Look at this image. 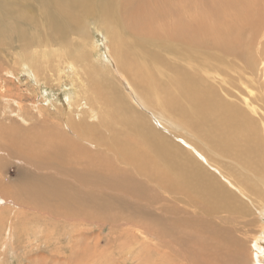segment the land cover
<instances>
[{
	"label": "bare ground",
	"instance_id": "1",
	"mask_svg": "<svg viewBox=\"0 0 264 264\" xmlns=\"http://www.w3.org/2000/svg\"><path fill=\"white\" fill-rule=\"evenodd\" d=\"M249 2L0 0V44L21 42L19 56L0 61L16 60V75L26 69L46 80L51 67L61 72L70 67L79 80L83 69L99 92L87 93L103 105L98 111L88 97L81 99L84 85L77 84L76 94L65 99V115L50 106L46 117L43 110L33 118L18 112L23 123L37 122L28 127L8 123L11 112L1 117L0 193L68 222L75 216L90 220L102 211L106 218H99L109 224L138 226L156 240L149 249L154 252L147 242L142 245L141 256L152 261L157 255L155 264H243L246 241L229 229H245V216L253 214L244 197L258 217L264 212V60L260 74L251 53L264 30V0ZM235 5L238 11L230 14ZM33 9L50 21L47 37L46 23L44 35L35 33L41 19ZM92 25L110 41V58L103 64L95 59ZM248 26L254 39L245 47L242 28ZM69 27L82 38L78 51L68 49ZM258 43L262 52L264 35ZM238 60L251 79L238 71ZM10 67L3 69L16 77ZM121 75L129 81L121 83ZM227 84L247 92L260 109L223 96L221 90L232 93ZM3 160L28 164L39 176L25 170L7 177ZM106 204L112 208L104 212ZM231 246L239 256L228 252ZM252 246L264 252L256 241ZM254 257L253 264H262Z\"/></svg>",
	"mask_w": 264,
	"mask_h": 264
},
{
	"label": "rangeland",
	"instance_id": "2",
	"mask_svg": "<svg viewBox=\"0 0 264 264\" xmlns=\"http://www.w3.org/2000/svg\"><path fill=\"white\" fill-rule=\"evenodd\" d=\"M240 1L243 2V0ZM252 1L253 0H250L249 5ZM50 9L53 10L52 8ZM238 9L239 7L235 5L229 10V12L230 14L235 13L238 11ZM33 11L34 15H37L36 17L38 19H41L39 21L41 23V30L35 31V33L40 36L44 35L43 30L45 29L44 24L46 23L47 37L50 34V21L47 17H42V14L40 13V11L38 13L37 9H33ZM22 25L26 26V24L24 23ZM34 25L36 24L34 23ZM69 28L71 45L68 47V49L72 52L73 50L78 51V49L81 47L79 41L82 40V38L74 35L72 28ZM91 28L93 30V40L95 41V45L98 46L95 59L99 63L103 64V61L110 58L109 50L107 48L110 41L99 30L98 26L92 25ZM242 31H246L245 34L241 36V40L244 42V46L246 45L245 47H247V45L254 39L253 27H244L242 28ZM18 32L19 30L16 29L13 35H17ZM263 35L264 30L258 31V40L256 42V45L253 47V50H251L252 56H256L255 58L260 63V74L263 66L262 58L264 60V50H262L263 53L260 51L258 42L262 39ZM72 40H75L74 43H72ZM69 41L70 39L68 40V42ZM26 49L27 52L31 50L30 52L33 53V49ZM0 52V57L2 58L6 57L4 55H8L10 57H13V55L19 56L21 54V42L19 40H14L10 46L0 44ZM80 52H77V57L80 56ZM77 57L76 62H74L78 63L79 66H82V63L79 61V59H77ZM29 61L30 60H28L27 62ZM13 62H16V60L12 59L11 61H9L8 65H5L0 61V94L2 93L0 95V118L2 117V120H4L7 114L11 112L9 113V116L12 119H6L8 123H14L17 126L22 125L23 127H28L29 125L37 124V122L33 121L28 124L23 123L21 121V117L18 116L17 113L19 112L22 117L27 115V117L33 118V114L35 116L39 115L40 111L43 110V112H45L41 113L44 117H46V107L49 106L51 111H60L61 114L65 115V111H68L65 99L67 98V96L69 97L73 94H76L75 92L79 90L78 85H84V87L80 88V91L82 94L87 95L83 96L82 94H80L81 99L84 100V98L86 97L90 98L91 100L86 98V101L91 102L98 111H100L103 107L101 101L99 103L100 99L97 98L95 94H92V97L89 94L91 92V89H93L94 92L99 93L98 91H96V80H93V78H90L86 76V74L82 73L83 69H81L80 72L82 78L79 80L77 79L80 75L79 72L75 71L74 74L73 70H71L70 67L64 68L63 72L56 70L54 67H51L49 69L51 75H49L48 80H46L45 74L41 73V78H37L32 71L26 69H23V71L21 72L18 71L16 75L15 72L17 71L12 68L15 65V63ZM237 63L239 64L237 65L238 71H240L244 77H248L249 79H251L253 74L250 73V70L248 68H245L244 62L238 60ZM39 65L43 66L45 64L39 63ZM83 66H87V64L84 63ZM4 67H10L9 69H11L16 77L6 73L7 71L4 70ZM11 77L14 78L11 80ZM123 78L129 81L127 76H123ZM123 78L121 75V83H123ZM76 79L77 81L74 82ZM125 83L126 81L124 80L123 84ZM227 88L231 90L232 93L224 92L221 90L223 96H225L226 98L234 101L237 100L236 102L241 103L244 106L246 104L245 102L252 103V106L260 109L261 103L254 101V99H252L253 97L249 96L247 92L235 90L229 84H227ZM254 91H257V89H254ZM235 92L236 94H234ZM85 115L82 117L87 118L88 116L85 117ZM88 121L91 123L93 119L88 118ZM84 125L85 127L92 128L89 123H85ZM95 125L97 124L95 123ZM96 127L98 131L103 129V127L98 125ZM92 129L96 131L95 128ZM9 162L12 163L8 165L5 163V160H3L2 163L3 165H6L4 171L7 177L9 176L10 178H13L17 173L23 172L25 170H31L35 173V175L39 176L40 171L31 168L28 164H24L18 160H16L15 162L14 160H11ZM227 167H229V165ZM227 167L225 168L226 171ZM7 177L6 179H8ZM22 200L23 198L21 197L14 199V197L6 196L3 193H0V264H155V262H157L158 260L157 255V257L155 255L151 256V260L154 263L150 260H144L141 258V256L144 255L143 253H145L144 247L142 245H145V242H147V248L149 251L151 247L150 244H152L153 246L156 240L154 237H151L150 235L148 236L145 232H141V230L138 231V226H135L133 224L128 225L127 223H118V226L117 224H109L106 220H102L101 218H99H106V215H104L102 211H100V214H94L93 217L88 218L90 220H84L79 218L78 216H75L73 220L68 222L65 219H62V217L60 216L59 218L48 216L46 215V211L45 214H43L42 211L36 210L35 208H26V202ZM243 200L245 201V203L249 204L250 208L253 211V214L252 216L251 214L245 216V219L247 217L246 221L248 222L245 225L243 224V228L245 229L239 228L238 226V228L240 229L239 231L235 230L234 227L232 228V230H229L238 240H241L243 238L242 240L246 241V244H244V252L240 254L241 258L244 257L243 264H253V261L256 260V257H254V253L257 255V261L259 260V263L262 262V264H264V252L258 248H253L252 246L253 242L256 241L258 243V246L263 247L264 249V212L261 211L262 214L260 217H258V213L256 215V212L258 210L255 208V206L252 205L249 200H245V197ZM123 206L124 205L120 203V208ZM111 208L112 204H106L101 210L105 212L111 210ZM151 211L153 215L157 213L154 212V209H152ZM146 216L149 217L150 215ZM85 217L88 216L85 215ZM118 218L120 219V221L124 220L121 215H119ZM155 218L162 219L159 214H156ZM110 219H112L111 216ZM145 219L148 220L149 218ZM164 219H166L169 223V218ZM247 232L249 234H247ZM247 235H249V237H245ZM138 238L139 240H141L139 241ZM152 251L154 252V247L149 252ZM228 252L235 254L236 257L239 256V252H237L236 254L235 247L233 246L230 247ZM180 263H185V261ZM239 263L240 262L236 260L235 263L230 264Z\"/></svg>",
	"mask_w": 264,
	"mask_h": 264
}]
</instances>
